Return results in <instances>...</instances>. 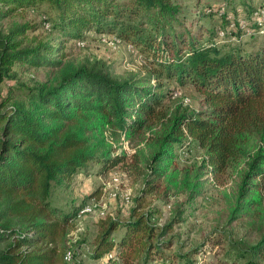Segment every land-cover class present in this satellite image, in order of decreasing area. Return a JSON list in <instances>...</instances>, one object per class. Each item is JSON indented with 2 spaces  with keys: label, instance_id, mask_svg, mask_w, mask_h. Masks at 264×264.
<instances>
[{
  "label": "trees",
  "instance_id": "obj_1",
  "mask_svg": "<svg viewBox=\"0 0 264 264\" xmlns=\"http://www.w3.org/2000/svg\"><path fill=\"white\" fill-rule=\"evenodd\" d=\"M221 2L224 11L226 0ZM42 7L43 25L63 39L58 44H27V32L36 28L29 22L3 27L5 18ZM262 9L249 10L253 25L245 19L252 27L243 29L259 34L261 43L246 49L238 42L224 51L217 41L204 44L177 28L182 22L174 0H0V264L81 263L76 245L82 240L71 242L70 234L81 208L99 198L101 189L71 210L54 206L50 198L54 186L68 185L93 165L99 176L118 166L134 171L144 185L128 218L99 217L90 258L109 256L110 264L160 259L198 264L192 254H204L200 247L174 254L178 261L166 253L173 245L167 235L184 210L158 225L153 217L159 210L145 209L152 197L166 200L182 188L188 190L187 201L200 194L201 172L190 178L177 160L176 149L192 144L204 150L203 166L210 172L237 173L231 217L251 213L264 220ZM227 10L223 18L232 22L236 17ZM90 31L114 34L153 56L149 78L120 80L101 61L78 65L53 57L66 42L84 39ZM26 64L53 66L55 73L30 85L14 70ZM153 77L156 83L150 84ZM166 80L192 84L201 94V109L173 106L176 89L166 88ZM125 139L143 146L129 154L122 149ZM261 230L258 243L237 256H264V223ZM245 264L259 263L250 258Z\"/></svg>",
  "mask_w": 264,
  "mask_h": 264
},
{
  "label": "rangeland",
  "instance_id": "obj_2",
  "mask_svg": "<svg viewBox=\"0 0 264 264\" xmlns=\"http://www.w3.org/2000/svg\"><path fill=\"white\" fill-rule=\"evenodd\" d=\"M174 1L180 8L179 20L182 22V26L177 28H186L204 44L217 41L218 45L226 51L238 42H241L246 49H253L261 43L262 38L259 34L251 29L244 30L249 26L246 25V20L248 24L253 25L252 19L249 20L250 17H248L251 15L249 10L264 5V0H226L224 11H220L219 8L223 4L221 0ZM45 8L19 11L5 18L3 27L9 28L17 23L29 22L36 28L27 32V44L35 45L38 41L58 44L63 39L58 33L49 31L50 25H43L47 15ZM226 10L232 16L231 18L236 17V19L232 22L224 19L223 12ZM239 18H241L240 21H237ZM242 20L245 21L244 27L240 23ZM53 57L78 65L101 61L108 66L113 77L120 80L149 78L150 70L153 68L151 62L153 56L140 52L133 44L119 39L114 34H102L95 31L87 32L84 39L66 42L62 53H55ZM14 70L17 71V78L30 85L45 81L49 75L55 73L53 66L38 67L29 64L16 65ZM155 83L156 79L151 78L150 84ZM1 86L6 92L7 83L4 82ZM165 87L176 89L175 99H172L173 106L182 104L188 109H201V94L192 84L178 86L174 80H166ZM137 142V139L133 142L125 139L122 142V149L132 154L137 147L143 146V143L137 144ZM176 152L178 163L184 173L188 172L190 178H193L197 172H201L203 185L200 188V194L190 201H187L188 190L182 188L175 190V195L166 200L152 197V203L145 208L147 211L159 210L153 217V221L158 225H164L177 218L178 210H184L181 220L175 223L174 230L167 235V238L173 242L171 249L166 250L168 257L178 261L179 258L174 254L193 252L195 248L200 247V251H204V254H192V257L198 260L196 261L198 264H245L250 258L259 264H264V256H254L251 252L237 256L239 252H243L242 248L250 250L251 245L258 243L263 234L261 226L264 220L251 213L244 214L241 218L231 217L232 208L237 201L239 183L235 170H227L221 174L210 172L203 166L204 150L196 144L189 145L186 149L178 148ZM96 169L98 167L93 165L88 173L86 171L81 173L83 177L78 181L73 178L68 185L54 186L50 198L52 204L71 210L77 204L84 202L87 194L101 189L103 179H110L112 175H117L120 179L121 193L128 188L133 190L131 201L127 203L122 194L116 197L107 194L103 202L107 212L120 219L128 218L135 206V198L144 185V178L139 177L134 171L130 172L119 166L104 176H99ZM100 198L101 196L96 200ZM99 222L97 214H90L83 216L76 223L75 229H77L73 232L72 238L75 239L74 235L77 231L79 240H82L76 245L78 246L76 259L81 261L80 264H107L103 261H95L89 255L94 246L95 237L100 231ZM219 238L221 241L217 242Z\"/></svg>",
  "mask_w": 264,
  "mask_h": 264
},
{
  "label": "built area",
  "instance_id": "obj_3",
  "mask_svg": "<svg viewBox=\"0 0 264 264\" xmlns=\"http://www.w3.org/2000/svg\"><path fill=\"white\" fill-rule=\"evenodd\" d=\"M256 15H258V14H256ZM258 20H259L261 32H263V30H264V27H263L264 26V9L261 10V14H260V16H258ZM240 23L243 27L245 26L244 20H242ZM119 184H120V179H119V176H117V175H112L110 177V179H103V183L101 186V198H100V200L97 201L96 198H93L90 201H88L81 208V210L79 212V216L76 220V223L80 220V218H82L85 215L97 214L99 217H104L105 215H107L109 212L106 211V205L103 202V200L107 194H109L110 196H113V197L118 196V194H122L125 201L127 203H129L133 197V190L131 188H128L124 192L121 193ZM109 214L113 215L112 213H109ZM76 229H74L70 234L71 242H74V241L79 239L77 231H76V234L74 235L75 239L72 238L73 232ZM68 259H71V253L68 254ZM157 264H170V262L160 259L157 261Z\"/></svg>",
  "mask_w": 264,
  "mask_h": 264
},
{
  "label": "crops",
  "instance_id": "obj_4",
  "mask_svg": "<svg viewBox=\"0 0 264 264\" xmlns=\"http://www.w3.org/2000/svg\"><path fill=\"white\" fill-rule=\"evenodd\" d=\"M82 177H83L82 174L75 175V176H74V180L76 179V181H78V179H80V178H82ZM93 260H94V259H93ZM95 261H103V262H105V263H107V264H110V263H109V256H105L104 258H102V259H100V260H95ZM156 263H157V261H156Z\"/></svg>",
  "mask_w": 264,
  "mask_h": 264
}]
</instances>
